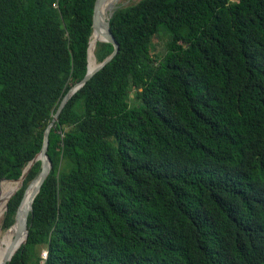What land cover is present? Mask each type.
<instances>
[{
  "label": "trees",
  "instance_id": "obj_1",
  "mask_svg": "<svg viewBox=\"0 0 264 264\" xmlns=\"http://www.w3.org/2000/svg\"><path fill=\"white\" fill-rule=\"evenodd\" d=\"M95 1L0 0V181L86 75ZM110 26L119 51L51 128L8 264H264V0H139ZM113 49L98 41L97 61Z\"/></svg>",
  "mask_w": 264,
  "mask_h": 264
},
{
  "label": "water",
  "instance_id": "obj_2",
  "mask_svg": "<svg viewBox=\"0 0 264 264\" xmlns=\"http://www.w3.org/2000/svg\"><path fill=\"white\" fill-rule=\"evenodd\" d=\"M106 1L107 0H96L95 1L94 12H93V25H92L93 26V31H92L91 36L93 34H98L99 36H101V38L98 41L109 42V43L113 44V46H114L113 51L106 58H104V60H102L101 62H98L96 67H94L91 70L89 68V48H90V41H89V46H88V70H87V73L80 81L76 82L67 91V93L62 98V100H61V102H60V104H59V106H58V108H57L52 120L50 121V123L48 124L46 129L44 130L43 144H42L41 150L29 162V164L24 169V171H23L22 175L20 176V178H18L16 180L3 178L0 181V186H1V183H2L3 180L20 181L21 183H23L25 178L27 177L31 167L38 160L41 161V170H40L39 174L25 188L24 195H23L22 200H21V202H20V204H19V206L17 208L16 215H15V221H14L13 225L10 227V228H12L14 226L16 227L15 238H14L13 242L7 247V249H6L5 253H4V256L2 258H0V264H8V262L11 261L13 255L19 249V247L21 245H23L24 243H26V241L28 239V234H29L28 218H29L30 213L33 210V201H34L35 197L37 196V194L39 193L44 181L48 177V175H49V173L51 171V168H52V161H51V159H50V157L48 155L51 128L57 122V120H58V118L60 116V113L62 112L63 108L65 107V105L67 104L69 99L73 96V94H75L77 90H79L82 86H84L88 82V80H90L99 70H101L105 65H107L116 56V54L119 51L120 45H119L118 41L116 40L114 34L111 31L110 18L113 16L114 12L118 8L123 7V6H120L119 4L118 5H110L109 9H108V12H107V16L104 19L102 17L101 8H102L103 4ZM91 36H90V38H91ZM34 184H35V186L33 188L32 194L30 196L29 203H28V205H26L24 203L26 191H27L28 188H30ZM21 186L19 188H17L9 196V198H8V200L6 202L5 211L8 208L9 199L16 193L17 190H19L21 188ZM0 193H1V187H0Z\"/></svg>",
  "mask_w": 264,
  "mask_h": 264
},
{
  "label": "bare ground",
  "instance_id": "obj_3",
  "mask_svg": "<svg viewBox=\"0 0 264 264\" xmlns=\"http://www.w3.org/2000/svg\"><path fill=\"white\" fill-rule=\"evenodd\" d=\"M119 0H107L102 8H101V12H102V17L105 19L106 18V14L108 12L109 6L110 5H117ZM101 38V36H99L98 34H93L90 38V48H89V68L92 70L94 67L93 64H91V57L94 55L95 52V47H96V43L97 41ZM7 180H4L2 182L1 185V193H0V219L3 217L4 213H5V209H6V202L9 198V196L17 189L19 188L21 185H23V183H21L20 181H9L6 182ZM13 183L9 188H7L4 192H3V185L4 183ZM35 184L33 186H31L30 188H28L27 192H26V196L24 199V203L26 205H28L29 203V199L31 196V191L33 190ZM31 193V194H30ZM22 239V238H21ZM20 239V240H21ZM11 243H9L7 246H9ZM7 247L4 245L3 240L0 238V258H2L4 256V253L6 251Z\"/></svg>",
  "mask_w": 264,
  "mask_h": 264
},
{
  "label": "rangeland",
  "instance_id": "obj_4",
  "mask_svg": "<svg viewBox=\"0 0 264 264\" xmlns=\"http://www.w3.org/2000/svg\"><path fill=\"white\" fill-rule=\"evenodd\" d=\"M137 1H139V0H119L117 5L119 4L120 6H127L130 4L136 3ZM106 16H107V14H106ZM154 43L156 45V51L157 52H159V53L165 52L164 38H162L161 35H158L154 38ZM90 63L93 64L94 66H96L98 63V61L96 60L95 52H94V55L91 57ZM6 182H9V181H6ZM31 193H32V191H31ZM2 221H3V217L0 219V238L3 240L4 245L6 247H8L7 245L9 243H12L14 238H15L16 227L14 226L8 230H4L2 227Z\"/></svg>",
  "mask_w": 264,
  "mask_h": 264
},
{
  "label": "built area",
  "instance_id": "obj_5",
  "mask_svg": "<svg viewBox=\"0 0 264 264\" xmlns=\"http://www.w3.org/2000/svg\"><path fill=\"white\" fill-rule=\"evenodd\" d=\"M42 256H43V258H47V251L46 250L43 251Z\"/></svg>",
  "mask_w": 264,
  "mask_h": 264
}]
</instances>
